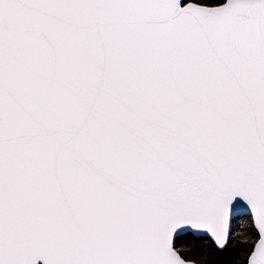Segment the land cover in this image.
Listing matches in <instances>:
<instances>
[{"label":"snow or ice","instance_id":"snow-or-ice-1","mask_svg":"<svg viewBox=\"0 0 264 264\" xmlns=\"http://www.w3.org/2000/svg\"><path fill=\"white\" fill-rule=\"evenodd\" d=\"M0 264H264V0H0Z\"/></svg>","mask_w":264,"mask_h":264},{"label":"trees","instance_id":"trees-1","mask_svg":"<svg viewBox=\"0 0 264 264\" xmlns=\"http://www.w3.org/2000/svg\"><path fill=\"white\" fill-rule=\"evenodd\" d=\"M241 230H243V229H241Z\"/></svg>","mask_w":264,"mask_h":264}]
</instances>
